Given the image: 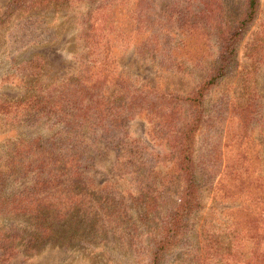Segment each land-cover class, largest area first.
<instances>
[{"label":"rangeland","instance_id":"374dc122","mask_svg":"<svg viewBox=\"0 0 264 264\" xmlns=\"http://www.w3.org/2000/svg\"><path fill=\"white\" fill-rule=\"evenodd\" d=\"M13 1L0 0V264H264V0L251 17L247 0L101 10L115 28L102 32L97 57L113 72L101 88L117 114L84 126V181L62 180L45 202L26 152L54 141L64 152L53 138L67 129L77 20L94 27L92 3L105 1ZM192 114L187 174L175 155Z\"/></svg>","mask_w":264,"mask_h":264},{"label":"trees","instance_id":"16d2710c","mask_svg":"<svg viewBox=\"0 0 264 264\" xmlns=\"http://www.w3.org/2000/svg\"><path fill=\"white\" fill-rule=\"evenodd\" d=\"M40 1L44 2L46 0H14L13 2L20 4H33ZM48 1L58 2L59 0ZM72 1L78 2L81 0ZM103 1L105 2L99 3L97 5L96 2L92 3L94 7L91 9V12L95 11L96 13L94 20L96 22L94 27H92V20L91 22L90 20H84L83 15V20H77L78 29L76 35L78 40L83 44V48L78 56L79 68L78 72L72 76L68 83L69 94L65 98L68 110H58V112L62 114L61 122H63L67 129L65 130L63 128L53 138V140L58 139V142L66 141L68 143L64 149V152L57 153L59 145H55V141L50 144V147L45 146L44 144H37L35 151L34 149H31L30 151L26 152L28 155H30L26 156V159H28L26 161H30V164L34 163L35 167L37 168L36 177L38 185V199L40 202L51 200L53 198L52 187L57 185L62 180L72 182L84 181L86 175L84 174L83 169L85 167L84 165L86 157L84 156V138L81 136V130L89 123L91 118H94V124H99L100 121H102L104 118H107L108 121H110V126H112V122H114L115 115L117 114V112H115L116 110H114L112 106V101L115 100L116 95L113 93V91H102L101 88V86L104 85L103 83L106 81L107 76L110 75L111 71L113 72V70L108 68V62L105 60L101 61L97 57V55L100 53V47L102 45L108 44V41H104V43H102V39L104 38L102 32L107 35L109 34L107 29L111 30L110 34L115 31V28H113V26L107 20H101L103 9L108 8L111 4V1L113 0ZM247 2L249 10L247 17H251L256 10L258 0H247ZM138 19L144 20L141 16H139ZM140 28L141 25L136 26V30H140ZM239 29H241V27L238 28V32L233 34L234 37H237L241 34V30L239 31ZM123 35L124 32H119L117 34L119 37ZM232 51L233 50L231 47L228 46L226 52L223 53V63L203 86H200L198 89L189 94L190 96L187 97L189 102H191L193 105H199V98H202L204 93L209 89L208 87L214 84L215 81L222 75L224 70L223 68H225L226 61L229 55L232 54ZM105 70H109V72L104 75ZM109 78L113 79V77ZM119 79L116 78L113 82L117 84ZM106 90H109V88H106ZM165 97H169L171 100H173L175 96L170 93V96L167 94L162 98ZM56 105L59 108L61 103L58 102ZM192 116L193 118H190L191 121L187 123V129L185 130L182 141L179 142V149L175 155L176 160H178V162L181 161V169L186 173L188 171L187 167L190 160V141L195 115L192 114ZM112 129H114V127L108 128L109 131ZM27 148H30V146H27ZM121 164L122 162L120 165ZM262 222L264 225V217L262 218ZM261 229L263 228H259V231H261ZM233 231L236 232V228H234ZM247 231H249V234H253L254 229L249 230L248 228ZM259 231H257L258 234H260ZM237 235L238 236L236 237L238 240H240V234ZM241 240L239 243L242 242ZM234 256L235 253L232 254V257ZM248 261L253 262L251 259ZM248 261H246V263H244L245 261H240V264H248Z\"/></svg>","mask_w":264,"mask_h":264}]
</instances>
